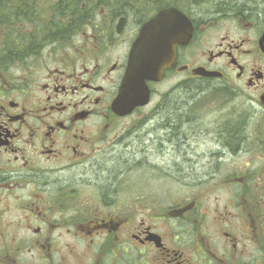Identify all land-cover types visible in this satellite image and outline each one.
<instances>
[{
  "label": "flooded vegetation",
  "instance_id": "1",
  "mask_svg": "<svg viewBox=\"0 0 264 264\" xmlns=\"http://www.w3.org/2000/svg\"><path fill=\"white\" fill-rule=\"evenodd\" d=\"M34 6L7 0L0 33V264H264V0H56L51 20ZM161 14L189 22L191 39L146 82L148 104L116 111ZM177 77L198 94L175 126L152 102ZM205 96L231 118L207 154L188 145ZM124 165L165 168L179 202L125 191Z\"/></svg>",
  "mask_w": 264,
  "mask_h": 264
},
{
  "label": "rangeland",
  "instance_id": "2",
  "mask_svg": "<svg viewBox=\"0 0 264 264\" xmlns=\"http://www.w3.org/2000/svg\"><path fill=\"white\" fill-rule=\"evenodd\" d=\"M55 2L56 0H35L34 7L37 8V13L39 12L43 16L42 18L39 15L42 18V20H51L52 17L58 16V13H56L57 7H54ZM2 41L7 42V38H4ZM179 78L180 77L168 79L165 83L158 86L157 90L159 91V94L154 96L152 104L154 103L155 105L157 102H160L159 100L160 98H163L162 104L165 105L166 109L168 110L172 109L174 111L178 110L177 112H179L180 111L179 109L183 107L182 104H184V102H189L185 106L186 108H188L186 109V113H190V110L195 106L196 101H193V99H191L190 101L189 100L184 101V100L190 99L192 96H196L198 93H196V88L189 89L188 91L191 93H187L186 92L187 88L178 87L176 84H178L179 80H174V79H179ZM164 97H165V102H164ZM211 97L212 96L209 97L205 96L203 99L204 104H207L210 107L209 109L210 115L207 113V111H205V113H203V116L200 119V122H196V124H198L200 128H202L203 130L201 136H193L190 135V133L188 132V145L195 146L197 144L198 145L200 144L201 150L203 151L204 154H207L208 151L215 149L214 147L216 145L215 134H217L218 130H220L221 128H223V126H225V123L227 124L231 122V121H227L231 118L224 117V115L222 114L215 116L211 112V109L214 106L211 105L210 103ZM199 99H202V96ZM214 99L216 98L214 97ZM182 111L185 112V110ZM215 111H216V107H215ZM147 112H150V109H148ZM188 118H190V116H188ZM189 123H193V122L190 121ZM187 128L195 129L196 128L195 123H193L192 127H190V125H188V127L184 126L182 130L186 131ZM249 130L253 131L252 126H250ZM189 156H190V152H189ZM179 161L180 163H182L180 159ZM183 164L189 166L188 163H183ZM123 170L125 171V174L120 182H123V187L125 191H130L132 187L139 184V186L141 185V187L146 186L148 190H150L152 198L154 199L156 198L157 202L161 206L167 202L172 204H176L179 202V200H176V198H179L181 196L183 189L179 188L175 183L170 182L168 178H164L165 176L173 177V175H169L167 173V170L165 168L146 167V168L132 169L124 165ZM108 171L109 174H105L106 178L110 176V173H113L111 167L110 169H108ZM172 181H174L173 178ZM127 202H131V201H125V203Z\"/></svg>",
  "mask_w": 264,
  "mask_h": 264
},
{
  "label": "water",
  "instance_id": "3",
  "mask_svg": "<svg viewBox=\"0 0 264 264\" xmlns=\"http://www.w3.org/2000/svg\"><path fill=\"white\" fill-rule=\"evenodd\" d=\"M168 17L169 14H161L144 26L140 39L132 49L125 83L115 102L116 111H131L148 104L150 91L146 82L162 81L165 71L174 62L176 47L187 45L190 41L191 24L184 20L181 29L174 20H167ZM196 73L209 77L218 75L202 70ZM125 99H128L127 103Z\"/></svg>",
  "mask_w": 264,
  "mask_h": 264
},
{
  "label": "trees",
  "instance_id": "4",
  "mask_svg": "<svg viewBox=\"0 0 264 264\" xmlns=\"http://www.w3.org/2000/svg\"><path fill=\"white\" fill-rule=\"evenodd\" d=\"M5 32L7 33V0H0V33ZM172 109L167 110L169 117H176V119L172 120V124L175 126L179 125L180 118L177 114L179 112L174 111Z\"/></svg>",
  "mask_w": 264,
  "mask_h": 264
}]
</instances>
